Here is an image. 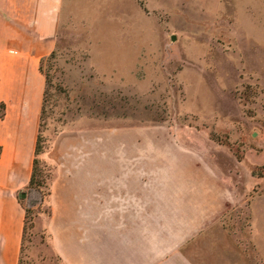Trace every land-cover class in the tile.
<instances>
[{"label":"rangeland","instance_id":"1","mask_svg":"<svg viewBox=\"0 0 264 264\" xmlns=\"http://www.w3.org/2000/svg\"><path fill=\"white\" fill-rule=\"evenodd\" d=\"M41 63L49 80L37 154L45 182L23 200L30 213L20 264H62L46 193L64 130L91 134L96 151L153 125L205 144L239 194L249 192L222 221L247 244L250 197L264 191V0H64L56 46ZM251 208L262 234L264 192ZM242 250L264 264L252 245Z\"/></svg>","mask_w":264,"mask_h":264},{"label":"crops","instance_id":"2","mask_svg":"<svg viewBox=\"0 0 264 264\" xmlns=\"http://www.w3.org/2000/svg\"><path fill=\"white\" fill-rule=\"evenodd\" d=\"M63 2L0 0V264H20L21 198L46 89L41 62L56 46ZM174 133L164 125L131 127L97 151L89 133L58 134L47 229L62 264H253L247 245L264 262V232L251 208L264 191L250 197V237L240 243L222 221L249 192L239 194L205 144Z\"/></svg>","mask_w":264,"mask_h":264},{"label":"trees","instance_id":"3","mask_svg":"<svg viewBox=\"0 0 264 264\" xmlns=\"http://www.w3.org/2000/svg\"><path fill=\"white\" fill-rule=\"evenodd\" d=\"M41 70H42V63H41ZM43 71V70H42ZM49 87V80H48V77L46 76V89H45V92H44V100H43V107H42V115H41V121H42V118H43V114H44V111H45V103L47 101V95H48V88ZM2 109H4V105H1L0 106ZM41 125V124H40ZM39 150H40V134L38 136V140H37V146H36V158L34 160V165H33V171H32V175H31V178H30V182L27 186V189L25 192H27V196L25 197H22L21 199L22 200H27L28 201V197H29V190H35V191H40V188H37V185L38 186H41L43 184L44 179L41 180V179H38V159H37V154L39 153ZM253 174L254 175H257V176H262L261 173H258L256 171H253ZM47 195H51V189L49 188L48 192L46 193ZM25 209H26V220H25V228H24V235H25V230H26V223H27V220H28V217H29V213H30V208L26 207L25 206Z\"/></svg>","mask_w":264,"mask_h":264},{"label":"water","instance_id":"4","mask_svg":"<svg viewBox=\"0 0 264 264\" xmlns=\"http://www.w3.org/2000/svg\"><path fill=\"white\" fill-rule=\"evenodd\" d=\"M22 196L25 197L26 196V192L22 193Z\"/></svg>","mask_w":264,"mask_h":264}]
</instances>
